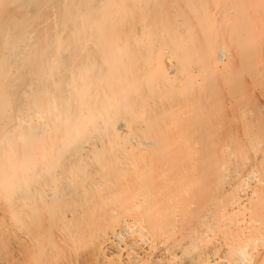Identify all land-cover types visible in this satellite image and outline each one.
<instances>
[{
  "label": "bare ground",
  "instance_id": "1",
  "mask_svg": "<svg viewBox=\"0 0 264 264\" xmlns=\"http://www.w3.org/2000/svg\"><path fill=\"white\" fill-rule=\"evenodd\" d=\"M210 5L238 21L226 41L210 39ZM262 37L264 0H0V193L20 199L23 264L42 258L47 236L89 235L93 254L132 255L118 264H245L247 249L264 264V150L213 142L237 131L222 100L245 102L234 83H255ZM252 183L256 214L243 225Z\"/></svg>",
  "mask_w": 264,
  "mask_h": 264
},
{
  "label": "rangeland",
  "instance_id": "2",
  "mask_svg": "<svg viewBox=\"0 0 264 264\" xmlns=\"http://www.w3.org/2000/svg\"><path fill=\"white\" fill-rule=\"evenodd\" d=\"M252 4L249 7L257 5L256 3H252ZM208 7L210 8L208 11L211 13V16H210L211 20L209 23H207L206 26H207L208 34L210 35V39L220 40L221 37H223V38H225V41H226L227 36L230 34L229 32H231L230 29L234 28L238 24V21L232 16L227 21H221L219 13L217 15V12H219V9H221V8H218L217 9L218 11H216V9H214V6L210 5ZM201 37L202 36L199 33L197 36V39H195V40L201 41ZM195 40L193 42H195ZM221 40H223V39H221ZM173 59H175V58H173V55H170V60L172 61ZM233 63L235 64L236 62L234 61ZM254 64H255V66H254L255 72L257 70V72H256L257 75L256 76L254 75L255 76L254 77L255 78L254 84L252 82L254 80L253 79L251 80L250 76L247 73L240 74V77L236 80V83H234V85H238V86L242 87V89H240L241 92H243L242 90L244 88V90H245L244 93H240V95L243 96V94H244L245 97H243V98H245L244 99L245 102L240 97H239V99L241 100V102H240V100L236 99L237 95H235L234 99L238 100V101L232 102L231 98L226 99L225 101H223L225 99V98H223V100H222V102L227 103L226 105L228 108H229V106L230 107L233 106V109H232L233 112L231 111V108L229 109L230 112L227 111V109H228L227 107H226L227 109L224 108V112H226L228 115L230 114L229 116L227 115L228 117H230V116L233 117V115L234 116L236 115L237 118L241 117V116H239L241 113L239 112L240 114H238L237 112L239 111L241 104H243V105H241L243 107L246 105L244 112L246 111L245 113H247L248 115L245 114L246 116L244 115V117H247V118H244V117L243 118L246 119L247 122H249L248 126H247V128L245 127L247 124L246 120L241 121V118H242L241 117V118H239L241 122H239V120H237L236 116H235V120H237V121L235 122V120L233 119L234 120L233 124L235 125V123H236V127H238V128H235L237 131L234 130V131H236V132H234L235 134H233V133H232L233 135L228 134L230 137H228L226 135L227 133H224L221 136L218 134L213 135L214 146L218 150L232 151L231 148L234 146L233 144H235V143H237V144L241 143L243 147L245 146V144H247L246 147H249L248 145H250V147L247 149L248 153L250 155H252L256 151L259 152V151L264 150V37H262L261 41L258 42V46L256 48V53H255ZM230 72L232 73V71H230ZM219 81L229 82L228 84L230 85V83H231L230 81H232L231 74L220 76ZM234 85H232V86H234ZM225 94H226V92H225ZM223 96L226 97L225 95H223ZM232 100H233V97H232ZM226 101H228L229 103L231 102L230 104L233 103L234 105L233 104L230 105ZM223 105L226 106L224 103H223ZM236 106L238 108H236ZM243 107L241 108L242 110L244 109ZM247 108L249 109L250 112H251V110L252 111L255 110L254 114L248 113L249 111H247ZM251 108H253L254 110ZM244 112L242 111L241 115H243ZM231 113H233V115ZM251 113H253V112H251ZM214 116H215V118H217L218 117L217 113L214 114L213 117ZM242 122H245L244 125ZM239 123H242V126L240 129H239ZM242 127H245V129H247V131H245L247 133H244L243 131H241ZM238 129H239V131H238ZM242 130H244V129H242ZM237 132L241 133V135L239 137L235 136L238 134ZM141 133L144 134L145 133L144 130H143V132H140V134ZM148 134L149 133H147V135ZM144 135H146V134H144ZM147 135L145 136L146 139L143 137L145 140H147V138L149 140V138H150V137H148L149 135L148 136ZM224 136H227V137L224 138ZM232 136H234V137H232ZM222 137H223V139H222ZM138 138H140V137H138ZM173 140H174L173 141L174 143L176 140H177V143H180V141L184 140V139L182 137H180L179 140L175 139V138H173ZM241 144H239V145H241ZM225 145L228 147H226ZM235 148H238V147H235ZM236 162H240V160L237 159ZM232 170H233L232 166H228L226 168L221 169V172L219 174V179L221 180V182L225 183V186L226 185L230 186L233 183V179H232V175H231ZM253 187H254V184L253 183L250 184V188L247 192V198H245V200L242 202V210L240 211V213L237 217V221H239V223H243V225L249 223L251 217H253V215L255 213L254 210L256 211V208H257V207H255V205H257V204H255L256 202L254 201L255 203H253V201L250 200L251 199L250 198L251 197L250 189ZM16 191H18V187L16 188ZM101 196H98V199L99 198L103 199V196L102 197ZM105 198L107 199L106 196H105ZM11 199H12L11 201H13L14 204H16V205H18L20 203L19 202L20 199H18V195L16 193L11 197ZM105 200L103 199L101 201L106 202ZM141 200H142L141 197L135 198V202H137V203H140ZM251 201H252V203H251ZM68 202L69 201H67V205H68ZM16 205L15 206L9 205V202L6 200V198H4L0 193V264H23V261H22V259H23L22 253L23 252H21L23 250V248H22L23 243H22V237H21V235H22L21 234V228H22L21 226L22 225H21V219L19 218L20 209H18L19 207H17ZM71 207H72V205H71ZM67 208H69V207H67ZM261 209H262V207H261ZM94 211L98 212L97 209ZM91 215H92V212H91ZM6 216H8L7 220L5 218ZM92 216H94V214ZM98 216L100 219L103 218V216H101V214H99V213H98ZM95 218H96V214H95V217L93 218V220L90 219V220H92V222L95 225L93 224L94 226H92L91 225L92 222H91V224L89 222V224L92 227V228L89 227V230H91V229L94 230V228H98L95 226L99 225L97 223L100 220H99V218H97L96 222H94ZM134 219L132 216L131 217H129L128 215L125 216V220L129 225L133 226L136 229H139V226H137V225L135 226ZM97 220H99V221L97 222ZM171 221L173 222L175 228L178 227V225H179V222H178L179 221V213H176L175 217L173 219H171ZM75 222L77 223L76 220H75ZM164 222H165V220L164 219L162 220L160 215H159V224H163ZM71 223H72V221H71ZM73 223L69 224V226H67L68 227L67 230H69V232H70V230L76 231L78 224H79V226H78L79 228H81L82 227L81 225L83 224V222H81V221H80V223H82L81 225H80L79 221H78L77 225H76V223L75 224H73ZM87 223H88V221H87ZM86 226H84V227H86ZM74 228H75V230H73ZM85 229L87 230L88 227ZM148 229H147V237L149 238V237H151V235H150V232ZM91 232H92V230H91ZM48 237L49 236H47L48 241L47 240H46V242L43 241V242H45L44 243L45 247L44 246L43 247L46 248V251H45V249L44 250L42 249L43 247L40 248V249H42L40 251V252H42V253H40V255H42V258L40 256L39 257L40 259L38 258L39 259L38 262H35L32 264H118L122 260H123L122 262L125 263L124 261H127V257H129V256H127V254H129V252L123 246H121V249L125 250V252L122 251V253L121 252L115 253V254L107 253V252H104V249H103V250H101L102 253L101 252L97 253V251H96V252H94L95 254H93L92 248H93V244H94V238L90 235L83 240L79 239V240L73 241V239H75V238H71L72 241L68 240L69 242L67 241V243L61 242L60 245L58 244V246L56 244L57 242L56 243L53 242V240H51V238H48ZM49 239H50V241H49ZM140 241H142L141 237H140ZM144 247H146V246H144ZM21 248H22V250H21ZM90 250H91V252H90ZM43 251L45 253H43ZM247 252L249 255H248V260L245 262V264H249L250 255L252 254L251 249H247ZM90 253L93 255H91ZM130 256H132V255H130ZM140 257L142 258V261H140L141 259L139 261L142 262L143 264H160L159 262H156L154 259H152L150 257H146V258H144L142 256H140ZM117 261H119V262H117Z\"/></svg>",
  "mask_w": 264,
  "mask_h": 264
}]
</instances>
